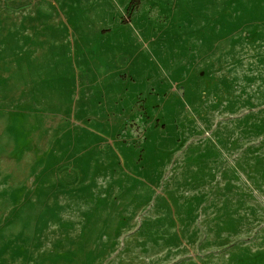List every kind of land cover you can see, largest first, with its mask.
<instances>
[{
	"label": "rangeland",
	"instance_id": "rangeland-1",
	"mask_svg": "<svg viewBox=\"0 0 264 264\" xmlns=\"http://www.w3.org/2000/svg\"><path fill=\"white\" fill-rule=\"evenodd\" d=\"M130 1L0 0V264H264V0Z\"/></svg>",
	"mask_w": 264,
	"mask_h": 264
},
{
	"label": "crops",
	"instance_id": "crops-1",
	"mask_svg": "<svg viewBox=\"0 0 264 264\" xmlns=\"http://www.w3.org/2000/svg\"><path fill=\"white\" fill-rule=\"evenodd\" d=\"M213 24H216L215 25V33L217 35V38L213 39L214 44H213V47L210 49H214L215 46L218 44V42H221L223 40L233 39V37H234V31H233L234 24H233V22L227 20L226 18L216 17L215 20L213 21ZM216 50L218 51V49H216ZM216 50L214 49V51L211 53L217 54ZM219 52H221L220 54L223 53L220 50H219ZM227 52H229L228 49H227ZM244 62H245V60H244ZM247 62H249V61H247ZM203 65L208 66L209 64H203ZM243 80H246V79L243 78Z\"/></svg>",
	"mask_w": 264,
	"mask_h": 264
},
{
	"label": "trees",
	"instance_id": "trees-1",
	"mask_svg": "<svg viewBox=\"0 0 264 264\" xmlns=\"http://www.w3.org/2000/svg\"><path fill=\"white\" fill-rule=\"evenodd\" d=\"M138 0H131L130 1V7H129V10L131 9V7H132V5L135 3V2H137Z\"/></svg>",
	"mask_w": 264,
	"mask_h": 264
}]
</instances>
